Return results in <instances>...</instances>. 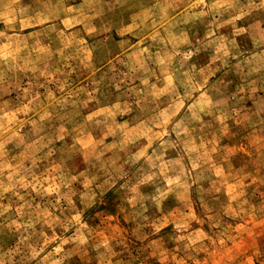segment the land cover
I'll use <instances>...</instances> for the list:
<instances>
[{"label":"clouds","instance_id":"1","mask_svg":"<svg viewBox=\"0 0 264 264\" xmlns=\"http://www.w3.org/2000/svg\"><path fill=\"white\" fill-rule=\"evenodd\" d=\"M0 264H264V0H0Z\"/></svg>","mask_w":264,"mask_h":264}]
</instances>
